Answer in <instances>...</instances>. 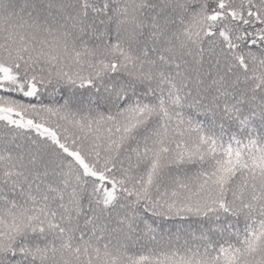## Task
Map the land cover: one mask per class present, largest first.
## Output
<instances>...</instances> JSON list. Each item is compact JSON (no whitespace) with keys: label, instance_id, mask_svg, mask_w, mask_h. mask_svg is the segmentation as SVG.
<instances>
[{"label":"snow or ice","instance_id":"snow-or-ice-1","mask_svg":"<svg viewBox=\"0 0 264 264\" xmlns=\"http://www.w3.org/2000/svg\"><path fill=\"white\" fill-rule=\"evenodd\" d=\"M0 264H264V0H0Z\"/></svg>","mask_w":264,"mask_h":264}]
</instances>
